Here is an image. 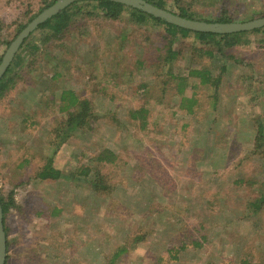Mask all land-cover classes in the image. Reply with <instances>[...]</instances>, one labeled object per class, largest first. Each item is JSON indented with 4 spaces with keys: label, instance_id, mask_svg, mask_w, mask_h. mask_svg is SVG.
<instances>
[{
    "label": "rangeland",
    "instance_id": "1",
    "mask_svg": "<svg viewBox=\"0 0 264 264\" xmlns=\"http://www.w3.org/2000/svg\"><path fill=\"white\" fill-rule=\"evenodd\" d=\"M51 1L0 0V57ZM165 2L204 21L264 16V0ZM77 5L59 38L37 29L21 43L0 96V192L15 203L7 264H264V202L249 204L264 192V32L217 47ZM182 77L191 113L179 107ZM62 90L92 115L56 146ZM47 161L60 177H37Z\"/></svg>",
    "mask_w": 264,
    "mask_h": 264
},
{
    "label": "trees",
    "instance_id": "2",
    "mask_svg": "<svg viewBox=\"0 0 264 264\" xmlns=\"http://www.w3.org/2000/svg\"><path fill=\"white\" fill-rule=\"evenodd\" d=\"M86 5H89L91 9L94 10H100V12L109 17V18H115L122 11H127L129 14V18L134 21L135 23H143V22H152L155 24L163 25L165 27V31L171 35L174 36L176 34H180L181 36H188V35H194L195 38L199 40H210L216 43L217 47L218 46H233L236 44H239L240 42H247L245 39L244 34L248 32H264V27L257 28L254 30H249V31H241V32H236V33H230V34H218V33H213V32H195L180 26H176L174 24H171L169 22H166L165 20H162L160 18H156L150 14H147L137 8H132L125 6L124 4L118 3V2H113L110 0H82ZM160 8H164L166 10V2L165 0H146ZM52 3H54V0L51 2H47L45 7L50 6ZM77 2H74L67 6L66 8L60 10L58 13L54 14L52 17L47 19L45 22L39 24L35 30L37 29H44L48 30V37L54 36V37H60L59 34H62L69 26V23L73 16L77 14L78 11L81 10V7L77 5ZM45 7H42L41 10L45 9ZM171 11V10H169ZM172 12V11H171ZM40 13V12H39ZM180 16L190 18V19H195L193 15L190 12H187L186 9L180 8L178 12H174ZM33 16H30L27 19V22L30 21ZM207 22H232L230 19H227L225 16H221L216 20L212 21H207ZM25 24L21 25L18 28V31H20ZM33 30V31H35ZM33 31L29 34L31 35ZM28 35V36H29ZM27 36V37H28ZM27 37L23 40V42L27 39ZM47 37V36H46ZM45 37V38H46ZM22 42V43H23ZM9 42H7L8 44ZM22 45V44H21ZM20 45V46H21ZM220 50L221 48H217ZM204 53L211 55L212 52L209 49H205ZM178 55V51L175 50H168V56L167 57H176ZM19 54L16 53L11 64L7 68L6 72L4 75L0 78V96L3 94V92L7 89L9 86L10 82H12L11 78L8 76L11 72L12 65L17 62L19 59ZM1 60V57H0ZM222 69V68H221ZM189 75L191 76H196L199 78V81L203 84H208L211 83L215 87L218 86L219 78L216 76L213 78L211 76V73L208 69H191L189 71ZM181 81H186V78H179L178 83ZM179 83L177 85V91L182 95L183 94V87L182 84ZM181 84V85H180ZM60 110L67 112V118L62 123L61 129H60V141L56 144V146H59L60 143L64 142L73 132L74 130L86 125L88 123L89 117L92 115L91 111V105L89 101L86 99H80L72 90H62L60 93ZM195 103V99L193 97H185V95H182L179 107L181 109H184L185 111L191 113L193 104ZM145 111L144 109H140V111H132L131 116L133 117H138L141 113ZM264 139V125L262 121H259V126L257 128V133L255 135V140H256V148L255 151L260 152L262 151V142ZM105 154H110V151H104L102 154H99L97 156V160H105L109 158ZM264 156V154H263ZM110 159V158H109ZM81 174H86L87 170L85 168L81 169ZM61 176V171L58 169H55L51 166L50 161H47L45 163L41 170L37 173V177L40 179H57L58 177ZM93 186L95 188L99 187L95 182H93ZM264 202V192L263 195L260 196V200L256 201L252 200L249 202V204L254 207V208H260L261 203ZM0 203H1V208H2V223H3V228L5 232V238H6V258L4 264H7V259H8V254L7 251L10 247L9 243V237H8V226L6 223V215L8 211L10 210L11 207L14 206V200L11 195H9L7 198H3L0 192ZM48 247V244H47ZM120 252L118 250L116 253ZM238 264H257L255 262H251L248 259H243L241 260Z\"/></svg>",
    "mask_w": 264,
    "mask_h": 264
},
{
    "label": "water",
    "instance_id": "3",
    "mask_svg": "<svg viewBox=\"0 0 264 264\" xmlns=\"http://www.w3.org/2000/svg\"><path fill=\"white\" fill-rule=\"evenodd\" d=\"M81 0H56L50 6L43 9L34 18H32L15 36L5 49L0 60V78L4 75L7 68L11 64L19 46L23 40L36 27L45 22L47 19L58 13L60 10L66 8L70 4ZM124 4L125 6L137 8L147 14L156 18H160L174 24L195 32H213L218 34H230L241 31H249L264 27V16L247 20L244 22H207L204 20L190 19L180 16L174 12L160 8L146 0H110ZM6 258V238L2 223V208L0 203V264H4Z\"/></svg>",
    "mask_w": 264,
    "mask_h": 264
}]
</instances>
